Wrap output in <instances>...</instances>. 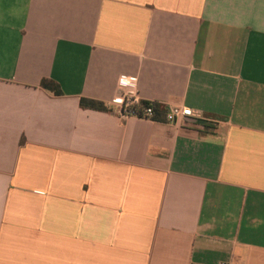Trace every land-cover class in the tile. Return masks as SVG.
Wrapping results in <instances>:
<instances>
[{
	"label": "crops",
	"instance_id": "0c3cea01",
	"mask_svg": "<svg viewBox=\"0 0 264 264\" xmlns=\"http://www.w3.org/2000/svg\"><path fill=\"white\" fill-rule=\"evenodd\" d=\"M0 264H264V0H0Z\"/></svg>",
	"mask_w": 264,
	"mask_h": 264
},
{
	"label": "built area",
	"instance_id": "2783aa9c",
	"mask_svg": "<svg viewBox=\"0 0 264 264\" xmlns=\"http://www.w3.org/2000/svg\"><path fill=\"white\" fill-rule=\"evenodd\" d=\"M121 93L114 102L118 105L117 114L127 119L130 117L157 119L155 101H143L140 98L137 79L135 77L122 76L119 79ZM194 110L188 106L171 105L165 109L164 116L168 122H180L194 116Z\"/></svg>",
	"mask_w": 264,
	"mask_h": 264
},
{
	"label": "trees",
	"instance_id": "16d2710c",
	"mask_svg": "<svg viewBox=\"0 0 264 264\" xmlns=\"http://www.w3.org/2000/svg\"><path fill=\"white\" fill-rule=\"evenodd\" d=\"M42 85L45 88H48L50 90H52L53 92H55L56 94H61L62 90L59 86V84H57L54 81L51 80H44L42 82ZM80 105L84 108H92V109H107V107L104 105V103L97 101V100H93V99H87V98H81L80 100ZM155 109L157 111V116L156 118L158 119L160 114H164L165 109L162 108L160 105H155Z\"/></svg>",
	"mask_w": 264,
	"mask_h": 264
}]
</instances>
